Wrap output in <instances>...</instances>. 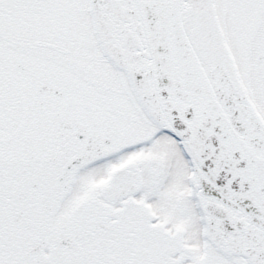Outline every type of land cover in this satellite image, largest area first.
I'll list each match as a JSON object with an SVG mask.
<instances>
[{"label": "snow or ice", "instance_id": "1", "mask_svg": "<svg viewBox=\"0 0 264 264\" xmlns=\"http://www.w3.org/2000/svg\"><path fill=\"white\" fill-rule=\"evenodd\" d=\"M0 264H264V0H0Z\"/></svg>", "mask_w": 264, "mask_h": 264}]
</instances>
